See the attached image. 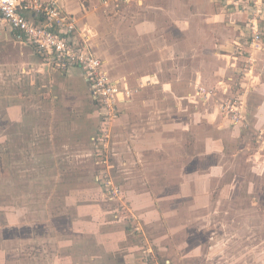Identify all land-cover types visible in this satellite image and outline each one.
I'll return each mask as SVG.
<instances>
[{
  "label": "rangeland",
  "instance_id": "rangeland-1",
  "mask_svg": "<svg viewBox=\"0 0 264 264\" xmlns=\"http://www.w3.org/2000/svg\"><path fill=\"white\" fill-rule=\"evenodd\" d=\"M82 1L95 16L97 26L105 15L113 17L117 11L121 17L141 14L139 7L145 2ZM217 1L229 17L240 15L241 7L242 12H248L249 4L256 3ZM185 3L190 4V0ZM114 29V25H108V42L115 43ZM28 46L14 36L0 45V217L5 221L6 209L21 208L27 213L29 228L24 232L26 229L19 225H0L4 234H0V264H264V219L260 217L264 215V199L259 191L250 199L251 212L259 218L252 215L247 221L243 213L236 212L248 208V202L182 203L178 188L169 186L174 215L162 214L165 208L161 205L160 226L154 224L148 233L151 228L146 229L143 222V232L137 225L140 220L131 223L126 233L129 216L125 213L132 203L120 184L124 174L113 147L119 132L116 119L122 112L116 119H105L90 90L83 85L80 89L73 71H48L43 66L35 69ZM246 65L235 77L234 69L228 68L233 87L228 90L232 89L230 95L245 90L240 78ZM71 69L83 78L80 68ZM59 83L64 88L55 90ZM201 85L213 90L202 103L218 97L216 85ZM73 88L78 92L73 94ZM257 140L258 131L247 135L244 144L247 141L256 150ZM106 152L108 168L98 161V156ZM107 180L121 192H110L104 185ZM219 197L225 199L226 194ZM86 216L91 225L85 221ZM244 220L248 222L245 230Z\"/></svg>",
  "mask_w": 264,
  "mask_h": 264
},
{
  "label": "crops",
  "instance_id": "crops-1",
  "mask_svg": "<svg viewBox=\"0 0 264 264\" xmlns=\"http://www.w3.org/2000/svg\"><path fill=\"white\" fill-rule=\"evenodd\" d=\"M59 1L91 34L112 77L137 89L119 103L122 114L116 119L118 141L113 143L114 156H119L117 164L124 174L120 184L132 203L125 213L129 216L126 233L131 223L140 220L137 225H141L143 232L145 226L151 228L148 233L153 231L154 224L160 226L161 205L165 208L162 214L174 215L169 186L178 188L182 203L248 202V208L242 207L236 213H243L247 221L252 215L259 218L251 212L250 199L258 191L264 199V151L259 143L255 150L244 141L250 133L264 128V50L254 55L255 77L241 81L245 86L248 83L250 89L244 122L231 123L220 112L215 99L202 103L204 97L196 92V85L202 83L216 85L220 99L230 96L228 68L234 69L232 76H238L236 72L242 71L249 59V10L242 12L241 7L240 15L229 17L230 13L223 12L217 0H190V4L185 3L189 0H145L139 7L141 14L121 17L117 11L113 17L105 15L97 26L84 1ZM108 25L115 26V43L107 41ZM261 25L264 41L263 20ZM11 37V27L0 15V45ZM237 45L244 48L236 49ZM28 47L35 69L43 66L52 70ZM69 71L74 72L76 80L79 78L81 90L82 85L90 90L78 71ZM60 84L55 85V90L64 88ZM223 192L225 199L219 197ZM143 206L146 210L141 211ZM260 217L264 219L263 214ZM3 218L5 221L0 217L1 226L15 224L26 229L24 232L29 231L27 213L21 208L6 209ZM85 221L92 224L87 216ZM0 234L4 236L3 232Z\"/></svg>",
  "mask_w": 264,
  "mask_h": 264
},
{
  "label": "built area",
  "instance_id": "built-area-1",
  "mask_svg": "<svg viewBox=\"0 0 264 264\" xmlns=\"http://www.w3.org/2000/svg\"><path fill=\"white\" fill-rule=\"evenodd\" d=\"M248 10L247 24L250 34L247 36L246 47L249 59L240 80L254 77V55L264 50L261 25L264 19V1L256 0L255 5L249 4ZM0 15L11 27L13 36L31 46L43 58L48 68H80L105 119H116L121 112L119 103L130 98L137 90L128 82L112 77L105 66V60L98 54L91 34L80 26L76 15L65 9L59 0H0ZM234 84L237 89L239 83L236 81ZM244 88V91L233 93L225 99L215 98L223 116L234 124L241 123L246 115L248 83ZM196 92L206 99L213 90L198 84ZM257 141L260 149L264 151V128L259 130ZM104 150L107 148L104 147ZM98 161L108 168L105 163L109 161V152L98 156ZM104 185L115 195L121 192L120 187L113 185L111 180H107Z\"/></svg>",
  "mask_w": 264,
  "mask_h": 264
},
{
  "label": "trees",
  "instance_id": "trees-1",
  "mask_svg": "<svg viewBox=\"0 0 264 264\" xmlns=\"http://www.w3.org/2000/svg\"><path fill=\"white\" fill-rule=\"evenodd\" d=\"M72 67H75V66H70L69 68H72ZM69 68H68V70H67V71H69V70H70ZM82 74H83V73H82ZM83 77H84V75H83ZM89 92H90V91H89ZM91 96H92V95H91ZM92 100H93V101H95V100L93 99V97H92ZM144 258H145V257H142L141 259H142V260H144Z\"/></svg>",
  "mask_w": 264,
  "mask_h": 264
}]
</instances>
